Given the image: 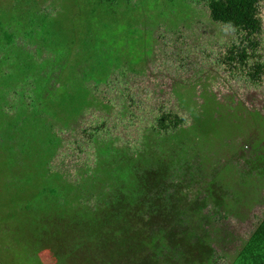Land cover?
Here are the masks:
<instances>
[{
	"label": "rangeland",
	"instance_id": "1",
	"mask_svg": "<svg viewBox=\"0 0 264 264\" xmlns=\"http://www.w3.org/2000/svg\"><path fill=\"white\" fill-rule=\"evenodd\" d=\"M209 1L0 0V264H37L25 234H16L14 221L24 216L18 209L27 200L17 195L21 186L11 191L7 168L23 150L14 128L28 122L21 113L44 118L34 121L38 128L46 126L47 114L37 101L36 79L19 82L17 74L43 71L49 89L56 90L59 78L72 69L91 106L71 121L61 114V120L48 116L59 139L48 168L71 184L91 175L100 144L142 152L164 113L184 119L176 133H194L195 116L212 100L207 105L214 104L216 112L212 119L202 118L201 134L205 137L213 120L221 124L219 134H208L203 143L185 135L192 140L188 169L175 168L173 177L184 199L207 201L206 217L190 225L206 243L188 252L191 262H234L264 218V76L260 83L248 77L255 62L264 64V0L259 2L262 32L255 38L259 58L232 66L226 57L241 35L211 20ZM97 59L106 62L93 67ZM98 72H103L101 81L95 78ZM35 194L26 188V197ZM157 253L162 264H186L181 249ZM39 262L54 264L46 252Z\"/></svg>",
	"mask_w": 264,
	"mask_h": 264
},
{
	"label": "trees",
	"instance_id": "2",
	"mask_svg": "<svg viewBox=\"0 0 264 264\" xmlns=\"http://www.w3.org/2000/svg\"><path fill=\"white\" fill-rule=\"evenodd\" d=\"M260 1L208 2L211 20L229 26L241 35L240 43L230 48L226 57L231 66L236 63L246 65L251 58H259L256 54L260 45L255 38L262 32ZM108 50L104 48L105 54ZM60 58L63 57L60 55ZM105 62L97 59V62L93 61V67L103 66ZM72 70L59 78L56 90L49 89L43 71L16 73L19 82L36 79V87L40 90L37 101L47 114L43 128H38L34 121L44 118H39L36 112L30 115L25 111L20 119L28 122L14 126L19 128L16 132L20 139L23 138V143L19 140L23 150L7 168V179L11 181L14 193L16 187L24 188L17 195L27 200L21 211L17 208L18 216H24L14 221L18 223L16 234H25L23 238L29 251L35 254L37 264H41L39 255L44 252L51 256L54 264H162L157 253L159 248L166 252L181 249L185 253V263L194 264L188 252L198 251L206 243L190 225H199L206 217L203 212L207 201L184 199L173 173L175 168L188 169L187 151L192 140L185 135L192 133L198 143H203L210 134H219L222 127L216 120L209 123L205 137L201 134L204 130L202 118L212 119L215 111L214 104L207 105L212 100L208 99L210 102L207 101L200 117L195 116L198 127H193L194 133L184 130L176 133L184 119L164 113L157 121V134L146 137L142 152L133 154L112 143L100 144L97 164L91 175L81 184H71L62 174L48 168L59 145L48 116L61 120V114L71 121L91 106L88 91L75 81ZM101 74L103 72H98L95 76L98 81L102 80ZM263 76L264 64L257 61L248 77L252 82L260 83ZM28 126H32L33 131L29 132ZM170 130L172 132L168 133ZM14 166L23 167V170L19 172ZM220 181L221 178L217 180ZM26 188L35 189L33 199L26 197ZM216 191H220L218 186ZM92 199L94 203L90 205ZM232 264H264V218Z\"/></svg>",
	"mask_w": 264,
	"mask_h": 264
}]
</instances>
